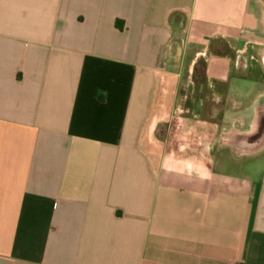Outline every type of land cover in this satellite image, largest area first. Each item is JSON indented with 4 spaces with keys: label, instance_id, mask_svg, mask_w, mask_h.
Returning <instances> with one entry per match:
<instances>
[{
    "label": "crops",
    "instance_id": "1",
    "mask_svg": "<svg viewBox=\"0 0 264 264\" xmlns=\"http://www.w3.org/2000/svg\"><path fill=\"white\" fill-rule=\"evenodd\" d=\"M260 111L264 0H0V264H264Z\"/></svg>",
    "mask_w": 264,
    "mask_h": 264
},
{
    "label": "rangeland",
    "instance_id": "2",
    "mask_svg": "<svg viewBox=\"0 0 264 264\" xmlns=\"http://www.w3.org/2000/svg\"><path fill=\"white\" fill-rule=\"evenodd\" d=\"M219 47H222L223 50H221L223 53H230L231 48L229 46H225V44L220 43ZM213 49L210 50L209 55H207V58L210 55H216L217 52H213ZM219 51V52H221ZM221 52V53H222ZM207 58L203 59H198L197 61H195L194 67H193V71L192 73H185L182 76V81L183 84H190V91L192 92V90L195 91L194 97L195 99H199L202 95L203 92H205V90H208L206 81H204V69L206 67V64L208 62ZM191 60L188 61L189 65L191 64ZM192 65V64H191ZM205 83H204V82ZM199 82H203V83H199ZM204 84V85H203ZM187 87V86H186ZM185 88V87H183ZM236 90L239 93V96L243 99V100H248L249 98H251L254 94V87L251 85V82H245V81H239L238 83H236Z\"/></svg>",
    "mask_w": 264,
    "mask_h": 264
},
{
    "label": "water",
    "instance_id": "3",
    "mask_svg": "<svg viewBox=\"0 0 264 264\" xmlns=\"http://www.w3.org/2000/svg\"><path fill=\"white\" fill-rule=\"evenodd\" d=\"M257 118H260V121L264 122V111L262 113H261V111L258 112V117ZM255 126L256 127H255V129L253 131L252 139L251 140H247L244 143H251L252 146L257 147L258 144L261 142V136L264 134V128L262 130L261 127L258 126V124H255Z\"/></svg>",
    "mask_w": 264,
    "mask_h": 264
},
{
    "label": "flooded vegetation",
    "instance_id": "4",
    "mask_svg": "<svg viewBox=\"0 0 264 264\" xmlns=\"http://www.w3.org/2000/svg\"><path fill=\"white\" fill-rule=\"evenodd\" d=\"M261 113H262V111H261ZM259 122H260V118H259Z\"/></svg>",
    "mask_w": 264,
    "mask_h": 264
}]
</instances>
